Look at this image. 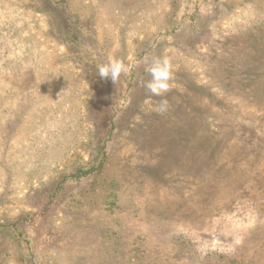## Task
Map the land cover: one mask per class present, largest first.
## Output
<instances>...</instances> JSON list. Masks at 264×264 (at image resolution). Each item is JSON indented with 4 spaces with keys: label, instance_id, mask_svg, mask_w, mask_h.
<instances>
[{
    "label": "rangeland",
    "instance_id": "obj_1",
    "mask_svg": "<svg viewBox=\"0 0 264 264\" xmlns=\"http://www.w3.org/2000/svg\"><path fill=\"white\" fill-rule=\"evenodd\" d=\"M0 264H264V0H0Z\"/></svg>",
    "mask_w": 264,
    "mask_h": 264
},
{
    "label": "clouds",
    "instance_id": "obj_2",
    "mask_svg": "<svg viewBox=\"0 0 264 264\" xmlns=\"http://www.w3.org/2000/svg\"><path fill=\"white\" fill-rule=\"evenodd\" d=\"M147 64L146 71L150 75V79L144 83L146 91L155 97L162 99L156 104L152 110L157 114L164 115L170 110L169 100L166 94L171 90V81L174 79V68L170 57L158 56L151 59ZM129 67L122 60L109 57L106 63L98 65V74L101 78H110L114 83L122 74H127Z\"/></svg>",
    "mask_w": 264,
    "mask_h": 264
},
{
    "label": "trees",
    "instance_id": "obj_3",
    "mask_svg": "<svg viewBox=\"0 0 264 264\" xmlns=\"http://www.w3.org/2000/svg\"><path fill=\"white\" fill-rule=\"evenodd\" d=\"M92 172H93V169L91 168H79L76 172L69 174L68 178L80 180L83 177L88 176Z\"/></svg>",
    "mask_w": 264,
    "mask_h": 264
}]
</instances>
